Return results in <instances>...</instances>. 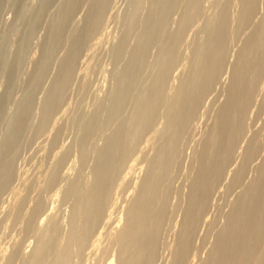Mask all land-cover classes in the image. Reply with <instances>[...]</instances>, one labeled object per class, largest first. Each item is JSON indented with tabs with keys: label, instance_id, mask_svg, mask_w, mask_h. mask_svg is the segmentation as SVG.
Segmentation results:
<instances>
[{
	"label": "bare ground",
	"instance_id": "bare-ground-1",
	"mask_svg": "<svg viewBox=\"0 0 264 264\" xmlns=\"http://www.w3.org/2000/svg\"><path fill=\"white\" fill-rule=\"evenodd\" d=\"M203 1L204 0L134 1L131 12L128 11L130 14L127 13L129 15L128 17L126 16V31L124 30L125 32L123 38L121 39V41H119V43L116 42L117 46H114V48L116 47L114 50L113 48L111 49L114 51L115 59L123 63L121 67H119V65L117 66L119 70L116 71L117 73H114V75H116V79L114 78V83L116 81L115 86L112 91H109L110 94L105 101L98 103V105L96 103V113L93 116H91V113L95 112V108L93 109L94 111L90 113V117L85 118L86 114H83L84 118H80V124L82 125V132H80L82 133V135L80 137V134H78V138L80 137L79 156L81 159L79 160V163L80 161H82L83 163H85L84 165H86L89 163L86 162L88 158L93 157L92 159H94V163H92L93 161L91 162L92 170L90 169L92 171V178H88V180L90 179L88 182V180L86 181L85 179H82V175L78 176V174H76L77 178H74V180L68 182V186L66 185L67 188L65 189L64 194L61 191L65 198H69L74 201L73 208L71 206L72 212L70 218H68L70 219V231L65 236L61 235L62 238H60V234H58L59 226L57 227L56 225L57 222L55 221L56 223H54L53 216V221H49L52 220L50 219L52 217L48 216L47 214V217L50 218H47L45 216L47 219L44 218V220L46 223V221L49 219L47 222L50 223L46 224V228H43V226L40 224L43 228V231H41L37 245L33 253H31V264H71L73 257L75 258V256L81 254L82 250L88 245L91 237L96 230V227L103 219L104 212L108 210L107 205L110 199V191L117 176L119 177L120 175L119 172L121 171V169L123 170L124 165L129 166V168L133 166L129 165L132 164L131 161L130 163H126L127 159H131V157L128 156H132L131 152H133L132 150H136L135 147L137 146L139 140L142 141L143 136L145 137V135L155 127L154 125L156 120L162 117L164 121H162L161 125L164 122V126L163 128H160L161 130L159 129V131H157L158 136L154 133L157 136H155V138H157V142L155 143L156 146H154V155H152V158L150 157L151 159H148V166L145 167V169L147 170L146 174L144 176L143 173V179L140 178L142 181L138 186L139 188L136 189L137 191L135 190L136 195L134 199L129 204L126 212V217H124V225L119 231L117 230L118 233L116 235V231L114 233V243L118 247V257L116 256L118 264H152L155 259L158 260V258L156 257L159 252L158 247L159 245H161L159 244L160 234L162 228H164L163 226H167L166 224L168 223V219L170 217L169 196L171 192L174 193L173 189H171V186L173 187L171 183L174 179V174H176L175 169L179 163L178 160H180L179 157L182 152V139H185L183 137L186 134L190 133L188 129L191 128V123L193 122L194 118H196V115L201 108L200 106L201 104H203L202 102L204 98L210 91H212L214 85L216 86L224 68L226 69V67L231 66L229 68L231 70L229 72L230 80L227 87L224 88L226 89V91L224 90L225 92H223L224 94L226 93V98L225 100L223 99L224 102H222L223 104L221 103V106L217 103L220 107L216 104L218 107L217 113H215L216 115L214 116L215 119L213 118L214 122L210 128L208 127V133L206 134V136L204 135L205 138L202 141V144H199L200 148L196 149V152L194 153V168L191 166V168H193L191 169L192 177L189 178L186 176L187 178L191 179L189 190L187 189V191H189L188 197H186L188 198V200L186 205L184 206V213L182 212V214L184 215L181 214L183 220L181 223L180 231L178 230L179 234L177 242H175V249L173 251L174 254L173 252H171L173 254V258L171 259L172 261L170 260V264H185L184 261L187 259V257L191 256H189V254L192 253L190 251H192V242L195 240V232L199 228L198 226L204 215L206 214L207 208L209 206V201L211 202L210 198H212L211 194H213V190L216 189V186L218 187V183L220 182L222 177H225V175H227L225 171L227 167L230 166V164L234 161L233 157L235 156L234 153L236 151V148L237 146L239 147L238 144L240 140L247 132H245V130L247 129L246 121L248 119L246 117L249 113L248 109L249 107H252L251 104L253 105V99L255 95L261 93V91L260 93H257L259 92L257 90H260L259 82L261 80V77L264 79V75L262 76V74L264 73V14L259 21L254 22V17L258 14L256 13V11L259 7H257L259 0H239L240 10L238 13L233 12V14H236L235 16H233L231 13V11H233L231 10V8L233 9V5L231 7V0H213L214 12L211 10L212 12H209L211 15H209L207 11H204L205 8L203 9L202 7ZM81 2L82 0L80 1V3ZM93 2L94 3L92 4V9L88 21L86 19V34L98 27L100 21L102 20L101 17L105 16H103V11H105L104 9L106 7L107 0H95ZM77 3L79 5V2H76V7ZM145 3L147 4V13H143V16V14L141 13V9L143 10L145 8L143 7ZM74 6L72 5V7ZM176 10L178 11V13L180 11V14L177 13L178 15H180V17L179 20L176 21V27H173V29L170 28V22L173 18H171V14L175 13L174 11ZM70 11H72V9ZM205 12H207L208 15H206ZM178 15H176V17ZM200 19L204 20L202 28L200 29V31L198 30L201 35L200 33L198 34V31L196 32V36L199 37L198 35H200V37L195 41L193 40L194 42H191V48L190 45H188L190 53H188V57H186L185 55V57H183V54L181 53L184 52L180 51V45L181 43H183L182 41L185 40L184 33L188 30V27L195 24V22ZM173 22H171L172 25ZM201 22L202 20L199 23L201 24ZM199 23H196V26L200 25ZM123 28L124 27H122V29ZM248 28H251V31H249V34L246 35V38L244 40L242 39L240 41H243V43L242 45L239 43V50L236 52V56L234 58V61L232 60V63L229 60L233 58L231 57V59H229L230 55H228V52H230L229 48L233 44V39L236 40V38L239 37L240 34ZM85 29L86 28H84V30ZM82 32L83 31H81V33ZM131 36H135L134 38L136 39L134 40L136 41V43L133 47H130L128 45V41L130 40L129 38ZM82 37L79 36V39L75 41L73 40L74 43H72L71 45L72 48L70 53L68 52V57L65 59L64 63H62L63 66L61 64V67H59L60 73H58L56 82L54 81L55 85L53 90L51 89V94L48 96V99L46 98L47 101L45 102V107L43 109L44 114L43 116L41 115L43 118V122H47V119L50 120L51 113H53V110H56L55 108L58 104L62 105L61 100L63 99L65 92L68 93L67 87L71 81V78H73L72 76L75 75H73L74 66L76 64L75 62L78 61L76 56L79 50V52H82L81 50L83 49L81 48V46L83 45V42L86 43L85 41H83ZM85 38L88 39V37H84V39ZM87 39L86 41H88ZM130 42L132 44V41ZM96 43H98V41ZM182 45H184V43ZM151 46L157 47V50H155L157 53H154L156 56L154 55L155 59L153 58V61L151 57L150 59H148L149 55L152 56V50H154ZM150 47L151 54H148L150 53ZM188 51H185V53ZM182 57L184 58V60L186 58L184 62L186 63V66L183 63L180 64L181 66L183 65L186 67L183 68L186 69V71L182 70L184 71V73L182 74L181 72V74H179L180 77H178L179 75H177L176 78L178 80V84H176V81L174 80L175 82H173L172 85L176 84V86L174 85L170 87L171 84L169 86V79L170 76L172 77L171 72L174 68H177L175 67L176 65H180L179 62H182L180 61ZM83 61L84 60H82V62ZM150 61H152V63ZM227 63L229 64V66L226 65ZM117 64L118 63H116V65ZM224 75L226 74L224 73ZM129 107H131L129 109V113L127 112L128 114L124 115V112L126 113V109H128ZM159 122H157V124ZM46 124L45 126H47ZM156 128L158 129V127ZM97 135L105 136V140H101L102 143L104 142V144H100L101 146H97L95 144L97 141H94V139H96ZM253 135L254 136H252L250 140L248 138L249 141L248 143H246L247 145L245 147V150L243 151L244 153L241 154L242 162L239 164V167L236 171L233 170L234 174L232 176V179L230 178L231 182H228V184H230L228 185V188H235V186L238 187V185H241L242 187L243 179L247 171L249 162L253 160L259 153H261L260 151H262L261 143L259 141V138L261 137L258 136L259 133ZM246 136L247 135H245V139ZM151 138L154 139V137ZM147 143L144 144L148 146L150 142L148 144ZM65 154L69 155L70 153H62V156ZM62 158H60V160ZM134 160L135 157L132 161L134 162ZM136 160L138 159L136 158ZM56 163L57 164H52L58 165L59 167L57 161ZM83 163L80 164L83 165ZM136 164L137 163H135L134 165L136 166ZM233 164H235V162ZM0 165H2V163ZM258 165L259 164H257V167H255L257 168L256 176L253 177V179L250 180L249 183H247V181L245 182L247 184H243V189H240L242 191L238 192L237 198H235V201L230 205V211L226 214V216L223 214L225 216V223L223 222L224 225L219 231H217L218 233L216 235L212 248L210 247L211 249L209 250L207 257L204 258V260H202L200 264H264V158L262 159L260 165ZM7 167L8 166H6L5 171L4 169H1L5 168L4 165L0 167V169L2 170L1 172H3V174H1L0 172V175H5V172H7ZM178 167L179 166H177V168ZM11 168L12 167H10L9 171L12 172L13 170H11ZM69 168H71V166H69ZM132 168L136 169L137 166L136 168L131 167L130 170L128 169V167L127 170L125 168L126 174H128L129 176L123 174L122 172V174L127 177V179L122 177V180H128V178H133L135 175H137L136 172H133L132 176H130V172V174L127 173L128 171H131ZM57 169L61 170L60 168ZM57 169H54L56 170V174L51 169L53 173L50 172L52 175H49L51 176L49 177L50 184L55 182L57 173H59L57 172ZM9 171L8 174L5 175V179H7V182L8 178L10 179L12 175ZM137 180L134 179L133 183L135 181L137 182ZM137 183H134V185H137ZM126 184H129L128 181ZM0 185L2 186L1 188H5L1 183ZM136 185L134 187H137ZM134 187H132V189ZM63 188L64 187H62V190ZM53 189L56 188L54 187ZM119 190H121L120 187ZM18 196L20 197V194ZM57 197H59V194ZM38 202L35 204L37 205ZM49 202L50 201H48V203ZM68 202L71 203L69 200ZM110 203L112 204V201ZM39 205L41 206L42 203H40ZM39 205L37 206V208H35V210L39 209ZM114 205L116 206V203ZM109 207H111V205H109ZM112 209L113 206L110 210ZM36 212L38 213V211ZM108 212L106 211V213ZM21 213L19 214L15 212L14 214H17V216L19 214L21 216ZM32 214L36 215L35 212H32ZM32 214H30V217H35V215L33 216ZM38 214L40 215V213ZM36 217H38V215ZM22 218H24V216ZM26 218L24 219L28 221V219ZM172 223H174V221ZM102 234L99 233V235ZM100 242L101 240H99V243ZM196 242L197 241H195V243ZM94 246L96 247V245ZM97 247H99V245ZM90 249H92V247H90ZM97 249L98 248H96V250ZM18 254L19 253L17 252V255ZM22 255L24 256V254ZM12 256L15 257L16 255L12 254Z\"/></svg>",
	"mask_w": 264,
	"mask_h": 264
},
{
	"label": "rangeland",
	"instance_id": "rangeland-1",
	"mask_svg": "<svg viewBox=\"0 0 264 264\" xmlns=\"http://www.w3.org/2000/svg\"><path fill=\"white\" fill-rule=\"evenodd\" d=\"M75 1L79 2V5L77 3V7L75 4L76 3ZM75 1L74 0H70V1L69 0H0V164L2 163V165L5 166V168H1L2 170L4 169V171L6 170V166H8L7 172H5V175L8 174L10 167H12L11 170H13L12 172L9 171L10 174L12 175L10 179L8 178V182H7V179H5L6 177L5 175L3 176L0 175V178H1L0 183L3 185V187H5V188H1L2 186L0 185V206H1L0 207V264H7V263L8 264H31L32 263L31 253H33L37 245L39 235L41 231H43V228L47 227L46 224L50 223V222H47L49 219L45 223L44 218L47 219L53 216L54 223L57 222L58 224L56 223V225L57 227L59 226L58 227L60 231V233L58 231V234H60L59 237L62 238V236L67 235L70 231V225H69L70 219L68 218H70L73 204H74V201L72 199L65 198L63 195L65 189L68 186L67 184L68 182H71V180H74V178H77L76 174H78V176L82 175L83 176L82 179H85L86 181L88 180V178L90 179L92 178L91 162L93 161L92 163H94V159H92L93 157L88 158L86 162L87 163L89 162V163L86 165H84L85 163H83L82 161H80V163L81 164L83 163V165L79 163V160H81L79 156L80 155V139L79 138L82 135L81 133L82 125L80 124L81 123L80 118L82 119L84 118L83 114L84 115L86 114L85 118L90 117V113L95 110L94 113H91V116H93L96 113V108H97L98 103L105 101L110 94L109 91H112V89L115 86L116 81L114 83V80L116 79L115 77L116 75H114V73H117L116 71L119 70L117 66L119 65V67H121L123 63L115 59L113 50L116 48V47L114 48V46H117L116 42L119 43V41H121V39L123 38L124 32L126 31L125 28H126V23H127V17L130 14L129 12H131L132 10V5L135 0L134 1L133 0H107L106 7L104 9L105 11H103V16L105 15L104 16L105 19L104 17H101L102 19L100 21L101 25L99 24L98 27H96L93 31L89 32L88 34H86V30H87L86 24H87V21H88V18H89L91 9H92V4L94 3L93 1L95 0H91V1L82 0L81 3H80L81 0H75ZM214 1L204 0L202 3L203 9L205 8L204 11H207L209 15H211L210 13L212 11L214 12V7H213ZM263 2L264 0L263 1L259 0L258 2L257 7L258 6L259 7L257 8V11H256V13L258 14L255 15L254 22L259 21L260 18H262V15L264 14L263 12L264 3ZM72 5L73 6L75 5V6L72 7ZM144 5L143 7L145 8L143 10L146 12H144L141 9L142 14L147 13V4L145 3ZM232 5H233V9L231 8V10L233 11H231V13L233 16H235L236 15L235 13H238L240 10L239 0H231V7ZM71 9L72 11H70ZM68 12L69 13L71 12V13L69 14ZM174 12L175 13L171 14V18L173 17L171 19V22H173L174 20L175 23L173 22V25H174L173 26L172 23L170 22V28L176 27L175 25L176 21L179 20V17H180V15H178L180 14V11L179 13L177 10ZM207 12H205L206 15H208ZM233 12L235 13L233 14ZM176 15L178 16L176 17ZM201 20L202 22L200 24L199 22ZM203 22L204 20L200 19L197 22H195V24L191 25L192 28L190 26L188 27V30L185 31L184 33L185 38L183 37L185 40L182 41L184 45H182L183 43H181L180 45L181 46L180 51L184 52V53H181L183 54V57L185 56L188 57L187 55L188 53H190V50L188 49L189 47L188 45L190 44L192 45L191 42L193 40L194 41L197 40L200 37L201 33L199 31L202 28ZM196 23L197 24L199 23L201 26L200 25L196 26ZM122 27L124 28L122 29ZM84 28L86 29L84 30ZM190 28L192 29V31ZM81 31L83 32L81 33ZM197 31H198V34L200 33V35H198L199 37L196 36ZM249 31H251V28L250 29L248 28L247 30L243 31L240 34V36L238 35L239 37L236 36L237 37L236 40L233 39V42H232L233 44L232 46L230 45L231 47L229 48L230 52H228V55H230L229 59H231V57L233 58L229 60L230 62H232V60L234 61L236 52L239 50L240 44L242 45L243 43V41L242 42L240 41L246 38V35L249 34ZM78 35L80 37L82 36L88 37V39L87 38L84 39V37H82L83 41H85L87 44L83 42V45L81 46L83 50H81L82 52H79L80 51L79 50L76 56L78 61L75 62L76 64L74 66L73 75L74 74L75 75L72 76L73 78H71V81L67 87L68 93L65 92L64 97L62 99L64 102L62 100H61L62 103L60 102L62 105L58 104L57 107L55 108L56 110L55 111L53 110V113H51L50 115L51 116L50 120L47 119L46 120L47 122H43L42 116L44 114L43 109L45 107V102L47 101L46 98L48 99V96L51 94L54 88L55 82L58 77V73H60L59 67H61L60 65L64 63L65 59L68 57L71 51V48H72L71 46L72 43H74L75 40L79 39ZM131 37L129 38L130 40L128 41V45L130 47H133L136 43V41L134 40L136 39L134 38L135 36L133 38ZM68 38L69 39L71 38V39L69 40ZM86 39L88 41H86ZM95 39L98 41V43H96L97 41ZM99 39H100V42H99ZM130 41H132V44ZM54 45H56L57 47ZM191 45H190V48H191ZM67 47H69L70 49ZM151 47H150L149 52L151 51ZM153 47L152 49L154 50H152L153 51L152 54L151 52L148 53L153 56L152 57L149 55V58H148L150 59L151 57L152 61H153V58L156 56L155 54L157 53L155 51L157 50V47L155 46ZM112 48L113 50H111ZM185 51H188L186 52L187 54L185 53ZM82 55L84 58L82 57ZM183 57L180 60L182 62H179V64L183 63L185 65L186 63L184 62L186 58L184 60ZM82 60L84 61L86 60V61L82 62ZM152 61L150 62L152 63ZM229 61L228 63L230 64ZM116 63L118 64L116 65ZM228 63L226 65L229 66ZM181 64L176 65L175 67L177 68H174L171 72L172 77L170 76L171 80L169 79V82H170L169 86L171 84L170 87L174 85L176 86V84H178L177 82L178 80L176 79L177 75L181 74V72L183 74L184 71H186V69H183L186 65L181 66ZM230 67H226V69L224 68L216 86L214 85L215 88L213 87L212 91H210L204 98L202 102L203 104H201L200 106L201 108L199 109V112L197 113L196 118H194L193 122L191 123V126H190L191 128L189 127L190 129H188L190 133L187 132L188 134H186L183 137L185 139H182V142H181L182 152L179 157L180 160H178L179 163L177 165L179 167L177 168L176 166V169H175L176 174H174L173 176L174 179L172 180V183H171L173 185V187L171 186V189H173L174 193L171 192L169 196V199H170L169 200V207H170L169 208L170 209L169 219L170 218L171 219L170 221L168 219V223L166 222L167 224L165 223L168 227L164 225L163 226L164 228H162V231L160 234V241H159V244H161L159 245V247L160 246L161 247L160 248L158 247L159 252L156 257L158 258V260L155 259V261L152 264H170L172 261L171 259L173 258V254H174L173 251L175 249V242H177L178 234H179L181 223L183 220L182 215L184 214H182V212L184 211V208H185L184 206L186 205L187 200H188V198H186L188 197V192H189L187 191V189L189 190V186L191 182L190 181L191 179H189L192 177L191 169L194 168V156H195L194 153L196 152V149L200 148L202 141L204 140L206 134L208 133L207 132V130H209L208 127L210 128L214 122V119H215L214 116L216 115L215 113H217V107L219 106L218 104H220L221 106L223 104L222 102H224L223 99L225 100L226 98V93L224 94L223 92L226 91V89L224 88L227 87L228 82L230 80V75H229V72L231 71L229 69ZM175 72H178V73H175ZM224 73L226 75H224ZM263 75L264 73L262 74V76ZM178 77H180V75ZM174 80L176 81V84L172 85V83L175 82ZM259 86L261 88L259 87L260 90H257L259 91L257 93H260V91L261 93L255 95L256 98L254 97L253 99V105L251 104L252 107L251 108L249 107L248 109L249 113L247 112L248 113L246 117L248 119V120L246 119L247 129L245 130V132L247 131L245 134L247 135L246 139L244 135V137H242V139L240 140L238 144L239 147L237 146L236 151L234 153L235 154L234 156L235 158L233 157L234 161L232 160L233 162L230 164V166L227 167L225 171L227 175H225V177L224 176L222 177V179L218 183V187L216 186L217 190L214 189L212 192L213 194H211L212 198H210L211 202L209 201V206H208L209 209L207 208L206 214L201 220L198 226L199 228L195 232V235H196L195 240L192 242V248H191L192 251H190L192 253L189 254V256L191 255L190 256L191 258L187 257L188 260L186 259L184 261L185 264L186 263L187 264H200L202 260H204V258L207 257L209 250L212 248L214 244L216 235L218 233L217 231H219L225 223L224 219H225L226 214L230 211L231 203H233L235 201V198H237L238 192L242 191L240 189H243L242 188L243 184L249 183L250 180H252L253 177L256 176L257 168L255 167H257V164L260 165V163L262 162V159L264 158L263 157L264 154H262L264 153V101H263L264 100V79L262 77L259 82ZM130 108L131 107L126 109V113L124 112V115L129 113ZM53 114L55 115V117ZM162 121H164L162 117L160 119H157L154 125L155 127L150 132H148L149 135L147 133L145 137L143 136L142 141L139 140L140 143L138 142L137 146L139 144L140 145L138 147L135 145L136 150L135 151L132 150L133 151L131 152L132 156L130 155L128 156V157H131V159L129 160L127 159L126 163H130L131 161L132 164H129L130 166L133 165L131 167L136 168L137 166L136 169L138 171L132 168L131 169L132 172L131 171L127 172V173L129 172L131 173L130 176H132L133 172H136L137 175L134 174L135 176L133 175L134 176L133 178L130 177L128 178V180H125L127 179L125 175L129 176L128 174H126L125 168L127 170V167H128V169L130 170L131 167L129 168V166L127 165L123 166L124 171L121 169V171L119 172L120 175L119 177L117 176L115 182L112 185L111 191H110V199L107 205L109 212L108 210H106L108 213H106V211L104 212V217L100 221L98 226L96 227V230L93 236L91 237L88 245L85 247L86 249L84 248L83 249L84 251L82 250L81 254H79L80 256L79 255L75 256L76 259L73 257L71 264H83V263L84 264L85 263L86 264H108V263L110 264L111 262H112L111 264H118L116 260L118 257V247L114 243V236L118 233V231L124 225V222H125L124 217H126V212L129 207V204L134 199L136 195V191H137L136 189L139 188L138 186L140 185L142 181L141 179H143V177L146 174L147 170L145 169V167L148 166V159H151L153 157L152 155H154L153 154V152H155L154 146H156L155 143L157 142V138H155V136L157 135V131H159V129L163 128L164 126V122L161 125ZM157 122H159L160 124L159 123L157 124ZM45 124L47 126H45ZM79 124L81 125V127ZM156 127H158V129ZM257 133H259L258 136L261 137L259 138V141L261 143L263 152L260 151L261 153L258 154L259 156L257 155L258 157L256 156L255 157L256 159L254 158L253 160L249 162L248 164L249 168L247 167V171L243 179L242 187L241 185H238V187L235 186V188L234 187L228 188L229 187L228 185H230L228 184V182L229 183L231 182L232 176L234 174L233 170L236 171L237 168L239 167V164L242 162L241 154L244 153L243 151L245 150V147L247 145L246 143H248L250 138L254 136L253 134L256 135ZM78 134H80L79 138H78L79 136ZM150 136L154 137V139L151 138ZM96 139H94V141H97L95 144L97 146H101L102 144H104V142L102 143V141L105 140V136L97 135ZM147 141L148 143L149 142L150 143L148 144ZM141 142H142V145H141ZM144 143H147L149 147ZM65 150L66 152L70 154L63 155L65 157L64 158L62 156V153H66ZM134 157H135V160L133 162L132 160L134 159ZM60 158H62L63 160L62 159L60 160ZM136 158L138 160H136ZM55 160L58 162L59 167L58 165H55L57 164ZM234 162L235 164H233ZM52 163H55V164H52ZM135 163H137L136 166L134 165ZM2 165H0V167H2ZM69 166H71V168H69ZM191 166L193 168H191ZM57 168H60L61 170H58ZM1 169H0V172L2 171ZM51 169L53 172H55V174H56V170L54 169H57V172H59L57 173V176L59 175L58 176L59 179L56 176L55 182L50 184L49 177L51 176L49 175H52L50 173L52 172ZM122 172L125 175H123ZM143 173H144V176H143ZM1 174H3V172H1ZM186 176L189 178H187ZM122 177L125 179L122 180L123 179ZM135 177H137L138 180ZM134 179L137 180L138 182V183L136 181L134 182V183H137V185L135 184L137 187H134L135 186L133 183ZM5 180L7 184L5 183ZM123 181L124 182L126 181V182L124 183ZM127 181L129 183L128 185L126 184ZM131 183L133 184V186ZM54 187L57 190L53 189ZM62 187H64L63 190H62ZM119 187L121 188V190H119ZM132 187L134 188L132 189ZM116 188H117V191H116ZM61 191L63 192V194ZM175 192H177L178 194ZM226 192H227V195H226ZM17 194L18 195L20 194V197ZM58 194H59V197H57ZM62 196L64 197V199ZM68 200L71 203H69ZM48 201L50 202L48 203ZM111 201H112V204L116 203V206L114 204L112 205L110 203ZM37 202L38 204L36 205L35 203ZM40 203H42L41 206L43 207L39 205ZM38 205H39V209L35 210V208H37ZM109 205H111V207L113 206L112 210H110L111 207H109ZM29 211H32L33 213L35 212L36 215L32 214V212H29ZM36 211H38L40 215ZM15 212L19 214L22 212L21 214L24 216V218L29 217V218H26L28 219V221L22 218L23 217L22 215L21 217L19 214L18 216L17 214H14ZM30 214H32L33 216L35 215V217L38 215V217H36L37 219L33 217L32 215L31 216L33 218H31ZM47 214L50 217H47ZM53 217L50 218L52 220H49V221L52 222ZM117 219H119L120 222ZM173 221L174 223H172ZM108 223H111V224H108ZM40 224L43 226V228L41 227ZM115 225L116 226L118 225L117 228ZM172 228H173V231L175 232L172 231ZM99 233L100 234L103 233L102 234L103 236L99 235ZM95 235L97 236V241H96ZM98 236H100L101 238ZM99 240H101L100 243H99ZM195 241L197 242L195 243ZM101 243H104V244H101ZM93 244L96 245V247ZM97 244L99 245V247H97L98 246ZM90 247H92V249H90ZM96 248L98 249L96 250ZM17 252L19 253L18 255H17ZM171 252H173V254ZM12 254L16 256L13 257ZM22 254H24V256Z\"/></svg>",
	"mask_w": 264,
	"mask_h": 264
}]
</instances>
